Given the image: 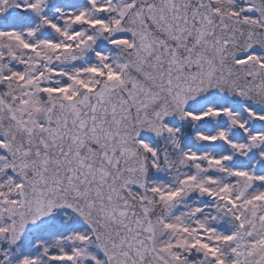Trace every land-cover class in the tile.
<instances>
[{
	"label": "snow or ice",
	"instance_id": "snow-or-ice-1",
	"mask_svg": "<svg viewBox=\"0 0 264 264\" xmlns=\"http://www.w3.org/2000/svg\"><path fill=\"white\" fill-rule=\"evenodd\" d=\"M0 264H264V0H0Z\"/></svg>",
	"mask_w": 264,
	"mask_h": 264
}]
</instances>
